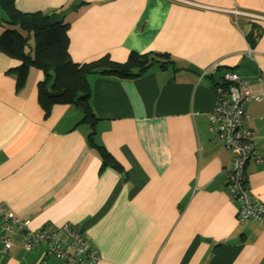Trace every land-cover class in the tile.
Returning <instances> with one entry per match:
<instances>
[{
  "label": "crops",
  "instance_id": "1",
  "mask_svg": "<svg viewBox=\"0 0 264 264\" xmlns=\"http://www.w3.org/2000/svg\"><path fill=\"white\" fill-rule=\"evenodd\" d=\"M72 1L15 5L50 12ZM78 1L64 16L74 61L158 51L174 63L134 79L90 77L94 138L115 169L100 168L80 110L55 104L44 116L42 72L29 67L17 86V61L0 52V206L31 230L77 228L99 257L93 264H264V223L236 220L232 153L208 130L212 85L234 71L259 96L246 105L245 127L261 160L248 161L246 174L251 197L264 204V0ZM44 248L0 243V264H70L44 257Z\"/></svg>",
  "mask_w": 264,
  "mask_h": 264
},
{
  "label": "trees",
  "instance_id": "2",
  "mask_svg": "<svg viewBox=\"0 0 264 264\" xmlns=\"http://www.w3.org/2000/svg\"><path fill=\"white\" fill-rule=\"evenodd\" d=\"M64 9V8H63ZM57 11L23 12L16 8L15 0H0V52L17 61L11 68L21 86L29 67L42 72L37 82V100L44 116L55 104H69L82 113V121L90 126L88 143L100 156V168L120 169L119 162L105 147L95 141L97 117L91 108L90 77L112 76L134 79L143 75L153 64L165 67L174 60L167 52L130 51L123 61L104 55L88 62H77L69 54V23L65 19L50 22ZM32 38V39H31ZM30 39L33 40L30 42ZM250 46L254 44L252 30L247 33ZM217 84L214 83L212 87Z\"/></svg>",
  "mask_w": 264,
  "mask_h": 264
},
{
  "label": "built area",
  "instance_id": "3",
  "mask_svg": "<svg viewBox=\"0 0 264 264\" xmlns=\"http://www.w3.org/2000/svg\"><path fill=\"white\" fill-rule=\"evenodd\" d=\"M248 15L255 16L251 13ZM207 73L208 70H204L200 76ZM212 89L216 101L208 115V130L215 132L232 153L227 188L230 196L237 202L236 220L242 222L253 218L264 223V204L251 197L246 174L248 161L257 164L261 160L252 130L245 127V122L249 119L246 105L259 99V96L250 94L246 81L231 70L225 71ZM15 240H19L25 250L44 244V257L56 255L70 264H93L99 259L95 249L77 228L49 225L31 230L27 220L18 219L13 212L0 206V243L5 250H9ZM62 246L67 249L64 250Z\"/></svg>",
  "mask_w": 264,
  "mask_h": 264
},
{
  "label": "water",
  "instance_id": "4",
  "mask_svg": "<svg viewBox=\"0 0 264 264\" xmlns=\"http://www.w3.org/2000/svg\"><path fill=\"white\" fill-rule=\"evenodd\" d=\"M79 3L78 0H73L70 5L65 7L62 11L58 12L55 16L50 18V22H56L64 18V16L69 13L75 6Z\"/></svg>",
  "mask_w": 264,
  "mask_h": 264
},
{
  "label": "rangeland",
  "instance_id": "5",
  "mask_svg": "<svg viewBox=\"0 0 264 264\" xmlns=\"http://www.w3.org/2000/svg\"><path fill=\"white\" fill-rule=\"evenodd\" d=\"M0 14H1V15H3L1 11H0ZM31 39H32V38H31ZM31 39H30V42H32V41H33V40H31ZM82 236H83V235H82ZM83 237H84V236H83ZM84 238H85V237H84Z\"/></svg>",
  "mask_w": 264,
  "mask_h": 264
}]
</instances>
